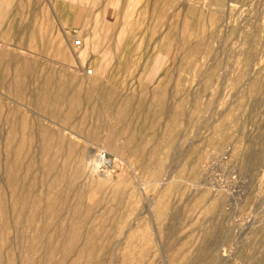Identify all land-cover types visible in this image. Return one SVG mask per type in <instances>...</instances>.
I'll use <instances>...</instances> for the list:
<instances>
[{
    "label": "rangeland",
    "instance_id": "1",
    "mask_svg": "<svg viewBox=\"0 0 264 264\" xmlns=\"http://www.w3.org/2000/svg\"><path fill=\"white\" fill-rule=\"evenodd\" d=\"M97 6L0 0V264H264V0Z\"/></svg>",
    "mask_w": 264,
    "mask_h": 264
},
{
    "label": "crops",
    "instance_id": "2",
    "mask_svg": "<svg viewBox=\"0 0 264 264\" xmlns=\"http://www.w3.org/2000/svg\"><path fill=\"white\" fill-rule=\"evenodd\" d=\"M101 0H93L95 3H100ZM143 0H107L108 6L106 8L103 7H95L93 8V11L96 12L95 18L99 19H108V18H115L112 15V13L120 12L123 14L121 18H125L126 13H131L134 9V5H138ZM102 12H106V14L103 16L101 15ZM110 14V15H109Z\"/></svg>",
    "mask_w": 264,
    "mask_h": 264
},
{
    "label": "bare ground",
    "instance_id": "3",
    "mask_svg": "<svg viewBox=\"0 0 264 264\" xmlns=\"http://www.w3.org/2000/svg\"><path fill=\"white\" fill-rule=\"evenodd\" d=\"M77 43L79 44V43H80V41H79V40H76V41H75V44H77Z\"/></svg>",
    "mask_w": 264,
    "mask_h": 264
},
{
    "label": "built area",
    "instance_id": "4",
    "mask_svg": "<svg viewBox=\"0 0 264 264\" xmlns=\"http://www.w3.org/2000/svg\"><path fill=\"white\" fill-rule=\"evenodd\" d=\"M78 44V43H77Z\"/></svg>",
    "mask_w": 264,
    "mask_h": 264
}]
</instances>
